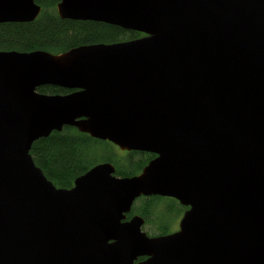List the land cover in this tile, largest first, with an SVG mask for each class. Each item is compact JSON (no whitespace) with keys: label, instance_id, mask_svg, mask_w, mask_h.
<instances>
[{"label":"water","instance_id":"water-1","mask_svg":"<svg viewBox=\"0 0 264 264\" xmlns=\"http://www.w3.org/2000/svg\"><path fill=\"white\" fill-rule=\"evenodd\" d=\"M56 11L143 36L0 51V264H264V0H58ZM40 12L0 0V24ZM64 127L155 157L133 177L102 162L57 188L30 149ZM155 196L188 207L177 232L126 221Z\"/></svg>","mask_w":264,"mask_h":264},{"label":"trees","instance_id":"trees-1","mask_svg":"<svg viewBox=\"0 0 264 264\" xmlns=\"http://www.w3.org/2000/svg\"><path fill=\"white\" fill-rule=\"evenodd\" d=\"M41 7L38 17L29 23L0 24V51L30 53L44 51L59 55L70 49L95 44H111L135 40L143 35L133 31L92 21L61 19L56 11L58 0H35ZM40 94L66 95L71 90L43 86ZM115 150L117 155H115ZM104 156L98 161L97 156ZM114 153V154H113ZM30 155L44 176L57 188L70 189L74 180L98 163L108 162L115 168L118 177H133L152 160L153 155L145 153H124L109 142L95 140L73 127H64L52 132L47 138L35 141ZM163 198L139 199L132 212L146 219L152 210L160 208ZM157 210V209H156ZM150 218V217H149ZM146 230L148 236L163 235L166 225L161 222Z\"/></svg>","mask_w":264,"mask_h":264},{"label":"flooded vegetation","instance_id":"flooded-vegetation-1","mask_svg":"<svg viewBox=\"0 0 264 264\" xmlns=\"http://www.w3.org/2000/svg\"><path fill=\"white\" fill-rule=\"evenodd\" d=\"M71 91L73 92L74 90H71ZM121 152H124V153H132V152L135 153L136 152V153L145 154V153L137 152V151H129V152L121 151ZM154 157H155V155H153L152 158H154ZM156 197H158V196H155V198ZM142 198L150 199L153 197H140L137 200L142 199ZM160 198H163L164 203H166V207L162 208V205H161L160 208L153 209L152 210V216H148L147 226L155 229L154 225H158L161 222H163L166 225L165 233L163 235H169V234L175 233L179 230L180 220H181L184 212L186 210H188V207L181 206L177 200L172 199V198H167V197H160ZM136 201L134 202V204L136 203ZM134 204H133V206H134ZM133 206H132V208H133ZM132 208H131V211L126 215V221L130 220L133 216H140L138 214L133 213ZM140 217L143 218L142 216H140ZM176 217L178 219L177 221L174 220V219H176ZM143 220H144V224L142 227H144V225L146 224V219L143 218ZM173 226H175V227H173ZM163 235H156V236H149V237H157V236H163ZM143 260H145L144 257L139 258L136 262L143 261Z\"/></svg>","mask_w":264,"mask_h":264},{"label":"rangeland","instance_id":"rangeland-1","mask_svg":"<svg viewBox=\"0 0 264 264\" xmlns=\"http://www.w3.org/2000/svg\"><path fill=\"white\" fill-rule=\"evenodd\" d=\"M112 150L114 151L115 155H117V153L115 152V150H114L113 148H112ZM114 153H113V154H114ZM103 156H104L103 153H99L98 156H97L98 161L101 160ZM164 207H166V203L162 202V208H164ZM174 220L177 221V220H178L177 217H176V219H174ZM173 227H175V226H173ZM148 228H149V227H142V230L146 233V230H147Z\"/></svg>","mask_w":264,"mask_h":264}]
</instances>
